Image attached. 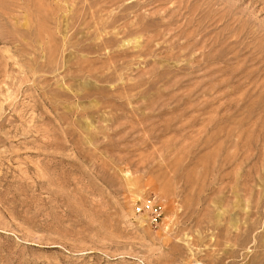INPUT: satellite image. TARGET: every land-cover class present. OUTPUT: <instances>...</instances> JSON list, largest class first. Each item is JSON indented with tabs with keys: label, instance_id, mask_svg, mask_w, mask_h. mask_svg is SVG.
<instances>
[{
	"label": "rangeland",
	"instance_id": "374dc122",
	"mask_svg": "<svg viewBox=\"0 0 264 264\" xmlns=\"http://www.w3.org/2000/svg\"><path fill=\"white\" fill-rule=\"evenodd\" d=\"M0 264H264V0H0Z\"/></svg>",
	"mask_w": 264,
	"mask_h": 264
},
{
	"label": "built area",
	"instance_id": "2783aa9c",
	"mask_svg": "<svg viewBox=\"0 0 264 264\" xmlns=\"http://www.w3.org/2000/svg\"><path fill=\"white\" fill-rule=\"evenodd\" d=\"M153 204H154L153 201H147V202L144 204V206H145V207H148V208L150 209V208L153 207ZM155 210H156V209H155Z\"/></svg>",
	"mask_w": 264,
	"mask_h": 264
}]
</instances>
